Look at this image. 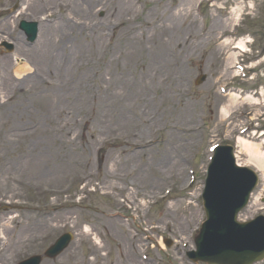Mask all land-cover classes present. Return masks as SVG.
<instances>
[{
  "label": "rangeland",
  "instance_id": "1",
  "mask_svg": "<svg viewBox=\"0 0 264 264\" xmlns=\"http://www.w3.org/2000/svg\"><path fill=\"white\" fill-rule=\"evenodd\" d=\"M55 2L56 0L48 1L47 5L53 9ZM28 3H30V0H0V200L3 201H0V236L2 235L0 246L4 247L2 252L4 258H1L0 264H14L32 254L42 253L49 244L66 231L74 234L68 248L54 260L43 258L41 264H124L125 261L123 259L127 260L126 264H193L188 261L185 252L194 247L193 236L198 230L200 223L204 220L199 194L203 188L205 176L203 164H205L208 157V147L217 142L225 143L231 140L229 139L230 136L227 137L226 134L232 135L234 128L237 129V125H244L241 124V121H234L230 124V119H222L218 108L215 107L216 104L228 103V96L221 98L216 89H214L221 83L227 82V80L214 84L212 82L223 74L228 76L230 73L226 72L223 58H220L226 55L225 52L218 56H215L212 52L216 48L217 43L222 40L221 35H218V33L224 28V19L228 21V18L231 17V8L238 3L243 5L244 8L239 17L240 20L235 25L228 26L226 33L233 41H236L241 36L242 38L249 37L247 46L251 55L243 56L238 60H241V62L245 60L246 67L252 68V77L249 76L245 80L236 79L230 85L250 90H255L254 88H256L257 91L261 92L259 104L241 105L244 107L242 110L252 111L248 116L255 119L254 122L258 128V134L259 131L264 130V0H203L199 6L194 7L193 12L189 11L190 16L197 18V24L193 27L195 32L197 30L200 33L205 32L210 25H213L214 30L212 32L216 33L217 37L203 43L202 47L206 49V53H201L193 60H190L188 62L190 64L189 70L186 69L189 74H185V77L190 76L191 80L186 87L189 95L183 98V102L189 101L193 105V118L183 126H190V132L182 131L183 128H181L183 137H179V140L182 139L180 146L174 145L170 148V154H166L167 162L158 163L156 172L149 171V177H151L149 180L155 181L156 183L154 184L160 183L152 186L148 181L145 191H135V189L131 191L132 194L139 192L134 195V203L137 204L136 210L135 207L133 208V203L128 207L118 194L111 195L109 193L103 195L104 190H99L96 193H89L88 191L80 193L84 183L81 186L78 184L82 178L87 177L86 175L88 174L86 173H89L87 170L79 173L72 182L70 181L71 178H69L64 184L63 182L56 184L57 188L64 190L58 194L44 191L50 188L46 184H33L36 183L39 177L42 181L53 182L47 181L54 174L49 169L47 170V166L50 168V165L45 163V157L47 159L49 157L52 158L59 165V169L64 161L62 157L55 156L54 149L60 150L61 148L69 147L78 160L83 159L84 154L82 155V151L78 154L79 151L77 152L76 149L77 142L82 144L83 139L86 144L89 143L88 148L86 146L88 152H86L85 156L90 161V169L93 172L90 175L92 177H87L88 180L90 179V183H96L94 180L96 177L101 178L102 174L105 175L110 170L113 162L121 160L123 157H119L117 153L119 143L114 145L104 143V149L100 152L95 149L100 137L106 133V129L100 134L86 133L80 136L78 124L71 125L66 123V128L69 129L70 127L72 138H75L71 145H66V142L62 139L63 136L60 134L62 138H60L58 145L56 147L55 145L52 146L51 136L53 135V128L51 126L54 122L52 120V98L48 97L50 104L48 105V110H46L43 105L32 104L26 99L27 93H25L24 86L22 88L18 86L3 88L1 85L2 65L5 61L10 63L12 61L11 56H14L15 53L25 58V61L27 60L35 71L37 68V64L29 60L27 54L17 50L15 40L11 36L8 37L6 33V30L9 29L14 31L15 35L17 33L20 34L21 38H23V43L29 49L32 43L26 41L25 35L18 29V23L21 20L40 22L43 15H40L41 7H37L34 14L29 10L25 11V5L27 6ZM79 3L83 6L82 0ZM177 3H179L180 7V0H141L139 6L141 14L150 9L161 16V13L165 11L177 9L175 5ZM17 4L20 5L18 9L16 11L12 10ZM50 8L47 7V9L53 11ZM82 8L84 10V7ZM97 8H102V6L99 5ZM54 12L58 13L55 10ZM109 16L106 17L105 11L102 9L98 12L97 19L102 21L106 17L107 20ZM164 18L166 19L165 15ZM148 19L151 20L150 17ZM5 22H7V25L4 26ZM140 22H142V18ZM77 28L73 27L72 31L77 33ZM146 31V35H140L137 32L135 35L140 36V39L130 41L134 44L140 43L141 40L149 36L148 31H151V28L147 27ZM192 36L197 38L196 35L191 33L189 39ZM182 38L177 35H170L165 37L161 43L163 42L167 47H170L175 40L181 39L179 41H183L184 39ZM3 42L10 43L13 46V53L7 52L1 46ZM126 42L125 39H120V47L125 45ZM20 44L25 47L24 44ZM61 52L62 50H60ZM118 52L119 48L117 47L114 54L117 55ZM87 54L88 49L83 45L78 55L86 56ZM208 54L215 56L214 62L209 67L203 64L204 59L208 58ZM119 57V55L116 57L115 66L111 67V74L113 75L111 79L114 83L117 81L116 78H118L117 82L128 80L132 77V72L137 73L141 67V62L137 64L129 63L131 65L123 69L121 68L120 63L122 62H119ZM96 70L97 73L99 72L98 81L97 79L96 81L105 85L108 77L104 73L103 68L99 67ZM14 82L19 83L20 80H15ZM42 89L47 90L43 86L38 88V90ZM216 97L218 99H215ZM43 110H46L47 114L50 115V120L39 112ZM77 116L79 118L80 114H77ZM104 126L109 128L107 124ZM166 137L167 130H161L158 134V139L162 140ZM262 138H264V135ZM175 151H178L180 157L176 158L177 152ZM236 151H238V148H236ZM100 155H102L103 160L100 166H97V158ZM238 155L241 160L246 159L244 154ZM173 157L176 159H172ZM179 167L181 168L179 169ZM40 169H44L46 173L39 175L38 171ZM157 172H161L159 177L156 175ZM194 174L195 177L193 176ZM123 180L134 186V182L139 179L137 174H134L128 175ZM157 180L159 181L157 182ZM168 180L169 183H172L165 185ZM110 185L111 183H109ZM86 188H89L88 184ZM111 188L106 190L112 191ZM257 189L253 196L252 204L239 216L240 219L251 218L260 213L264 215V177L261 179ZM79 193L81 194L80 197H78ZM154 194H156L155 198ZM142 195H145L143 199ZM9 201H13V205L9 206L7 204ZM144 201L147 205L142 203ZM59 203H63L64 206L63 204L58 205ZM176 203H178V206ZM187 205L197 211L196 218L192 222H183L181 219V216H188L190 213ZM260 205L263 207L261 210L257 209ZM43 207L47 210L51 209L50 213L42 216L41 210ZM108 213H117L116 215L122 216L116 226L108 225L107 220H110L106 218ZM163 213L171 217L172 223H174V217L178 216L181 225L174 223L175 225L165 226L161 220ZM53 214L58 215V217L50 220L51 222H47L46 218ZM16 215L17 217L9 218ZM126 217L139 230L143 231L148 236V239L144 238L143 235H132V231L126 227ZM84 222L88 223L91 228L90 231H83ZM41 223L51 227L50 230L53 228V231L48 233L47 236H38L37 238L36 235H43L47 231L45 229L39 230V228L33 229L36 225H41ZM94 233L99 234L104 246H99L95 243ZM18 234H25V236L32 238L22 240L20 238L21 235L18 236ZM130 235L132 240H130ZM161 238L165 246L164 249H161L159 244H157ZM165 239H170L172 245L167 247L164 243ZM138 244L141 246L138 247ZM141 254L148 256V261L144 260L147 261L146 263L140 261L139 257ZM260 264H264V262Z\"/></svg>",
  "mask_w": 264,
  "mask_h": 264
},
{
  "label": "bare ground",
  "instance_id": "2",
  "mask_svg": "<svg viewBox=\"0 0 264 264\" xmlns=\"http://www.w3.org/2000/svg\"><path fill=\"white\" fill-rule=\"evenodd\" d=\"M79 1L56 0L55 5H58L61 13L55 15L56 17L52 15L53 20L50 15L45 17L53 22L40 27L38 40L29 49L21 46L22 38L19 34L15 35L9 29L6 30L9 36H15L18 51L27 54L29 60L37 64V68L35 71L29 62H17L13 65L5 61L2 65L1 85L3 88L24 86L25 93H27L26 99L32 104L43 105L46 110L50 104L48 97L52 98V120L54 121L51 126L53 128L52 146L56 147L62 136L66 145L74 142L75 138H72L70 127L66 128V123L78 124L80 134L95 135L106 129V133L100 137L96 145L109 139L113 140L112 144H117L115 140L118 139V152L125 157L113 162L110 170L102 178L101 187L125 190L128 192L129 202H132L134 195L139 193L132 194V190L145 191L148 181L152 186L160 183L154 184L155 181L149 180L151 178L149 171L156 172L158 163L167 162L166 154H170V148L174 145L180 146L182 139L179 140V137H183L181 128L190 129V126L189 128L183 126L193 118V105L189 101L183 102V98L187 96V83L191 79L190 76L185 77V74H189L190 64L188 62L201 53L205 54L206 49L202 47L203 43L217 36L212 32L213 25H210L204 33H200L199 30L194 31L193 27L197 24V18L190 16L189 11H193L197 0H180V7L177 3L175 4L177 9L165 11L161 13V16L148 9L142 16V23L136 22L138 8L135 0H82L83 6ZM99 5L106 10L107 16L110 15L107 20H104V24L94 18L101 10L97 8ZM45 6L44 0H30L26 10L34 14L37 7ZM242 11L243 5L239 3L231 8V17L228 21L224 19V28L218 33L222 40L217 43L212 52L215 56L225 52L226 55L220 58H223L226 72H228V67L236 62L238 54L232 51V40L229 37H222L226 34L228 26L236 24ZM112 16L113 18L110 19ZM149 17L151 20L148 19ZM5 25L7 22L4 23ZM73 27H78L77 33L72 31ZM147 27L151 28V31H148L149 36L140 43L134 44L132 41L140 39V36L135 34L139 32L140 35H146ZM191 33L197 38L192 36L189 39ZM170 35L183 37L184 40H175L172 46L167 47L161 41ZM120 39L127 41L121 47ZM246 42L239 39L235 43V48L239 51L244 50ZM83 45L88 49V54L79 56L78 52ZM117 47L119 52L115 55L114 51ZM60 50H62L61 53ZM118 55L120 56L119 62H122L120 63L121 68L126 69L129 65L140 62L141 67L137 73L132 72L133 75L128 80L117 82L118 78H116L117 81L114 83L111 79L113 77L111 67L115 66ZM208 55V58L203 61L207 67L215 59V56ZM99 67L103 68L108 77L105 85L97 82L99 72L97 73L96 68ZM16 78L20 80L19 83L14 82ZM41 86L47 90H38ZM239 98L238 95L233 94L229 97V103L215 105L222 119L229 116L230 110L239 106L241 103ZM242 101L260 103L252 96H246ZM46 110L39 112L50 120V115ZM77 114H80L79 118ZM106 124L109 128H105ZM160 129L167 130V137L158 143L155 142L154 135ZM88 144H76L78 154L82 151L83 155ZM237 147L239 153L246 156V159L240 163L248 162L254 165L264 177V151L261 149V144L239 137ZM53 151L56 157L60 156L64 159L60 169L52 158L45 157L44 159L52 169L47 166V170L49 169L54 174L47 181L53 182L42 181L39 177L36 183H33L34 185L46 184L50 188H56V184L58 185L68 177H74L77 172L89 169L90 164L87 157L78 160L69 147ZM175 152H177L176 158L180 157L178 151ZM44 173H46L44 169L38 171L39 175ZM134 174H137L139 179L134 182V186L123 180L126 176ZM156 175L159 177L161 172H157ZM109 183H111L110 186ZM168 183L169 180L165 185ZM142 197L144 198L145 195ZM176 204L178 206V203ZM187 207L190 214L187 219L183 216L181 219L183 222H192L197 211L189 205ZM57 217L58 215H52L46 220L48 222ZM106 218L110 219L107 223L112 227L119 222L114 215L106 216ZM161 220L165 226L174 223L181 225L178 216L174 217V223H172L171 217L163 213ZM45 226L41 223L33 229L50 230L51 227ZM51 230L53 231V228ZM83 230L88 232L90 229L85 226ZM22 231L25 232L23 229ZM20 238L29 240L32 237L22 234ZM95 240L100 244L97 238ZM160 247L164 248V244L160 243Z\"/></svg>",
  "mask_w": 264,
  "mask_h": 264
},
{
  "label": "water",
  "instance_id": "3",
  "mask_svg": "<svg viewBox=\"0 0 264 264\" xmlns=\"http://www.w3.org/2000/svg\"><path fill=\"white\" fill-rule=\"evenodd\" d=\"M252 186V184H246L244 186L241 185V188L247 195ZM212 187L220 188L216 186ZM216 194V191L213 192V197H215ZM220 202L221 200H219L218 203L214 199L210 200L211 208L207 209L208 221L204 224L202 232H205L209 227L215 229L218 232L221 226L218 224L217 220L222 218L227 221L230 220V224H234L232 222L235 219L234 215L229 214L226 218V216L223 215V212L219 208V205L222 206V203ZM217 215H221L223 217H219ZM235 226L240 228V226L236 224ZM221 231L223 232L224 229H222ZM241 231L244 233L243 238L240 237L236 239V242L229 241L228 243H226L223 240L218 241L215 235H210V237H208L210 238V243L207 241H204L202 243L203 245L210 244V264H251L252 262L264 257V240L262 239V237H260L258 230L256 228H253L252 225H247L238 233H241ZM229 232L231 231L229 230ZM233 244L235 246H233ZM218 248H221L222 251L217 252Z\"/></svg>",
  "mask_w": 264,
  "mask_h": 264
}]
</instances>
